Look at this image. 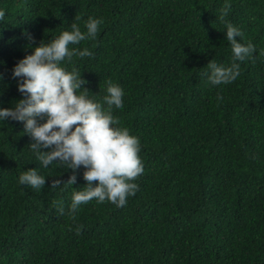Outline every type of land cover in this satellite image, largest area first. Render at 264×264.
<instances>
[{
	"label": "trees",
	"instance_id": "16d2710c",
	"mask_svg": "<svg viewBox=\"0 0 264 264\" xmlns=\"http://www.w3.org/2000/svg\"><path fill=\"white\" fill-rule=\"evenodd\" d=\"M230 5L222 17L224 0H0V106L20 98L11 68L31 46L102 17L94 40L69 44L92 54L62 63L97 99L109 79L122 86L113 113L144 166L126 204L93 198L72 216L83 166L72 186H51L72 170L42 167L23 122L0 121V264H264V0ZM226 22L257 58L213 85L208 60L232 62ZM28 167L42 189L19 182Z\"/></svg>",
	"mask_w": 264,
	"mask_h": 264
},
{
	"label": "clouds",
	"instance_id": "9594fccd",
	"mask_svg": "<svg viewBox=\"0 0 264 264\" xmlns=\"http://www.w3.org/2000/svg\"><path fill=\"white\" fill-rule=\"evenodd\" d=\"M230 6V0H224L222 17L227 15ZM4 14V9H0V19ZM102 22V17L89 16L84 30L72 23L56 36L31 46V51L11 68L20 98L8 107L0 106V121L11 118L23 122L24 132L31 137L28 146L42 167L59 163L64 169L72 170L66 180L52 179L51 186H72L76 170L83 166L85 183L73 188L68 205V213L72 216L93 198L97 202L108 200L123 206L126 198L137 190L135 178L144 170L139 137L121 125L113 113L114 108L123 106L122 86L109 79L105 94L97 99L96 93L89 95V89L83 87L81 70L75 67L69 70L62 63L70 61L73 55L92 54L87 47L70 48L69 44L94 40ZM225 37L231 44L232 62L225 65L212 58L208 60L203 74L213 85L232 82L241 71L239 61L257 58L256 45L251 40L242 42L240 27L226 22ZM259 55H264V49ZM18 179L21 184L39 190L45 185L46 175L36 167H28L21 171ZM58 211L64 213L62 203Z\"/></svg>",
	"mask_w": 264,
	"mask_h": 264
}]
</instances>
